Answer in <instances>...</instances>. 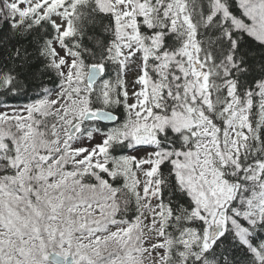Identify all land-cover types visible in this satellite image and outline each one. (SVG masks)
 Returning a JSON list of instances; mask_svg holds the SVG:
<instances>
[{
	"label": "snow or ice",
	"instance_id": "snow-or-ice-1",
	"mask_svg": "<svg viewBox=\"0 0 264 264\" xmlns=\"http://www.w3.org/2000/svg\"><path fill=\"white\" fill-rule=\"evenodd\" d=\"M0 25V95L32 94L0 101V264H264V0H0Z\"/></svg>",
	"mask_w": 264,
	"mask_h": 264
},
{
	"label": "trees",
	"instance_id": "trees-1",
	"mask_svg": "<svg viewBox=\"0 0 264 264\" xmlns=\"http://www.w3.org/2000/svg\"><path fill=\"white\" fill-rule=\"evenodd\" d=\"M5 30L3 29V26L0 25V37H4L5 36ZM3 49L0 48V64L3 63ZM114 76V74H113ZM31 98H32V94L29 93V95L27 96H16V97H12V96H9V97H4L2 95H0V101H7V104L10 105V106H17V105H22V104H25V103H29L31 102ZM1 109V108H0ZM116 111L121 114V117L123 118V113H122V110L121 109H116ZM128 150L127 149H124L122 150L121 152H118L117 154H127ZM114 184H120L122 183V179H117L116 181H113ZM135 210H134V206H130L129 208V211L124 213L125 216L127 217H134L135 215ZM237 255H242L240 253H237Z\"/></svg>",
	"mask_w": 264,
	"mask_h": 264
},
{
	"label": "rangeland",
	"instance_id": "rangeland-1",
	"mask_svg": "<svg viewBox=\"0 0 264 264\" xmlns=\"http://www.w3.org/2000/svg\"><path fill=\"white\" fill-rule=\"evenodd\" d=\"M132 79H133V76H132V74H129V76H128V81H129V92L131 93V91H132V89H131V81H132ZM2 110H4L3 108H1L0 109V111H2ZM95 141H93V143H94ZM85 143H88L87 141H85ZM129 153V150H128V152H127V154ZM132 154H137V153H132ZM139 155H142L143 154V152H140V153H138Z\"/></svg>",
	"mask_w": 264,
	"mask_h": 264
}]
</instances>
